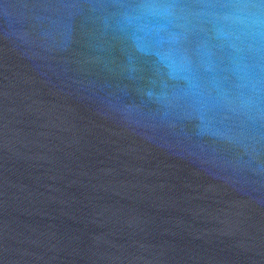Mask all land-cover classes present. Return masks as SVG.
Instances as JSON below:
<instances>
[{
  "label": "water",
  "instance_id": "water-1",
  "mask_svg": "<svg viewBox=\"0 0 264 264\" xmlns=\"http://www.w3.org/2000/svg\"><path fill=\"white\" fill-rule=\"evenodd\" d=\"M0 264H264V0H0Z\"/></svg>",
  "mask_w": 264,
  "mask_h": 264
}]
</instances>
